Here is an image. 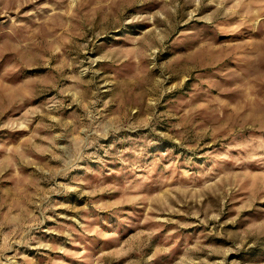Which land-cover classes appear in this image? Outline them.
Returning <instances> with one entry per match:
<instances>
[{"label": "rangeland", "instance_id": "374dc122", "mask_svg": "<svg viewBox=\"0 0 264 264\" xmlns=\"http://www.w3.org/2000/svg\"><path fill=\"white\" fill-rule=\"evenodd\" d=\"M0 264H264V0H0Z\"/></svg>", "mask_w": 264, "mask_h": 264}]
</instances>
